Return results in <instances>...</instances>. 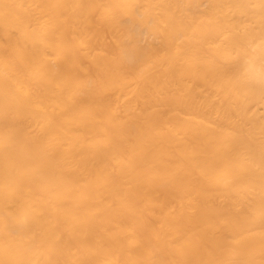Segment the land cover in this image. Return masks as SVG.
I'll return each instance as SVG.
<instances>
[{"label":"bare ground","instance_id":"bare-ground-1","mask_svg":"<svg viewBox=\"0 0 264 264\" xmlns=\"http://www.w3.org/2000/svg\"><path fill=\"white\" fill-rule=\"evenodd\" d=\"M0 264H264V0H0Z\"/></svg>","mask_w":264,"mask_h":264}]
</instances>
